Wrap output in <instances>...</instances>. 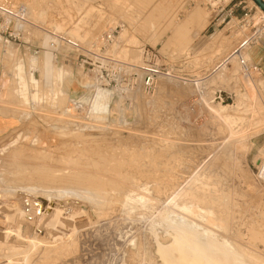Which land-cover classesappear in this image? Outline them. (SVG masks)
<instances>
[{"label":"rangeland","instance_id":"374dc122","mask_svg":"<svg viewBox=\"0 0 264 264\" xmlns=\"http://www.w3.org/2000/svg\"><path fill=\"white\" fill-rule=\"evenodd\" d=\"M17 1L16 10L29 6L23 17L36 26L25 22L24 32H18L11 17L10 31L26 41L30 28L39 48L32 56L11 38L5 46L8 37L0 31V109L21 118L16 129L0 137V264H234L230 246L264 264V178L255 170L264 153V78L253 72L256 87L246 86L239 59L229 58L251 32L235 30L237 19L228 24L225 14L212 13L206 0ZM247 3L254 23L261 25L258 5ZM195 8L202 11L201 27L187 24ZM242 14L238 8L236 15ZM8 20L0 9V24ZM203 43L207 46H198ZM250 45L243 50L249 61ZM193 56L195 66L205 69L197 79L212 73L196 84L188 70L175 69L177 60ZM39 62L45 71H68L71 81L63 73L58 81L53 77L52 85L49 80L48 88ZM98 88L109 91L106 115L91 111ZM82 163L101 177L103 187L96 192L102 199L107 193L105 203L100 196L98 203L93 198L96 205L72 193L82 186ZM197 177L204 181L203 191L197 185L200 194L212 205L218 202L215 207L191 197ZM115 184L126 191L113 189ZM27 193H51L58 203L79 198L86 208L64 206L46 226L51 230L43 226L46 233L38 232L37 242L28 245L26 239L21 243L27 249H15L13 244L24 238L20 210ZM182 201L192 204L191 219L213 231L203 239L214 245L198 242L205 259L174 239L168 209ZM206 210L213 212L212 221ZM195 230L201 233L202 225Z\"/></svg>","mask_w":264,"mask_h":264},{"label":"bare ground","instance_id":"6f19581e","mask_svg":"<svg viewBox=\"0 0 264 264\" xmlns=\"http://www.w3.org/2000/svg\"><path fill=\"white\" fill-rule=\"evenodd\" d=\"M264 1V0H263ZM18 1L17 0H4L3 1V4L0 6V8L1 9H3V10H5V11H12V10H14V8L16 7V6H19V5H16L15 6V4H18L17 3ZM28 2V1H27ZM1 3H2V1H1ZM25 3V2H24ZM21 5V4H20ZM27 5H29V4H27ZM23 7H25L26 9H27V7H29V6H24V5H22ZM258 8V10L262 13V17H264V11L258 6L257 7ZM30 9V8H29ZM28 9V10H29ZM262 10V11H261ZM199 11H201V10H199L198 8H195V9H193L191 12H190V14L189 15H187V24H190V25H192V26H200L201 24H202V22H203V18L201 17L200 18V16H199ZM3 12V11H2ZM202 12V11H201ZM200 12V13H201ZM4 13V12H3ZM260 16V15H259ZM206 18V17H205ZM186 20H184L185 22H186ZM206 20V19H205ZM170 24H174V22H172V23H170ZM176 24V23H175ZM181 24H184V22L182 23L181 22ZM186 23L184 24L185 26L187 25ZM184 25H181V26H179L180 27V29L182 30V28L184 27ZM189 25V26H190ZM176 26V25H175ZM174 26V27H175ZM177 26V27H178ZM188 26V25H187ZM201 27V26H200ZM184 29V28H183ZM187 29V28H186ZM201 29V28H200ZM174 30H176V27H175V29ZM173 30V31H174ZM188 30H190V29H188ZM187 30V31H188ZM177 31V30H176ZM180 30H178L177 32L178 33H180L179 32ZM173 33H176V32H173ZM178 33H176V34H178ZM187 33V32H186ZM42 34V33H41ZM184 33L182 32V35H183ZM181 35V34H180ZM184 35H186V34H184ZM183 35V36H184ZM182 36V37H183ZM181 37V38H182ZM47 38V37H46ZM178 38V37H177ZM157 41V40H156ZM247 56H248V54H246ZM245 55V56H246ZM246 56V57H247ZM230 59L231 60H235L236 59V57H230ZM36 58H33V63H35L36 62ZM239 62H240V60H239ZM38 63V62H37ZM39 63H41V62H39ZM42 64V63H41ZM40 65V64H39ZM46 66V65H45ZM45 66L42 64V69H41V67L39 66V69L40 70H42L41 72L46 76V79H47V84L48 83H50L49 82V80L51 81L52 79H53V77H56L55 79H57V81L59 80L58 79V77L60 78V76L63 74V73H66L69 77H70V81H71V74L68 72V71H66V70H64V69H61V68H56V70L55 71H52V70H46L45 71ZM37 67H35L34 69H36ZM34 71V70H33ZM45 71V72H44ZM22 68H19V74H20V76H21V82H23V85L25 84V82L23 81L24 80V78L22 77ZM3 79V78H2ZM34 80H35V78H33ZM244 80H245V82L247 83V85L246 86H248V83L250 82L251 83V85H253L254 87H256V85H255V83H254V80H253V77L251 76V74L250 75H248V74H244ZM69 81V82H70ZM5 82V81H4ZM35 82L37 83V81L35 80ZM52 82L53 81H51V85H52ZM60 82H61V84H63V79H62V81H61V79H60ZM244 82V83H245ZM6 83V82H5ZM58 84V83H57ZM50 84H48V88H50V86H49ZM37 86V85H36ZM44 87V86H43ZM46 88V87H45ZM45 88H43L44 90H43V93H44V91L46 90V92H47V89H45ZM52 88V87H51ZM45 92V93H46ZM108 90H105V89H101V88H98V90H97V92H96V94H95V99L93 100L94 102H93V104H92V106L93 107H91V111L93 112V113H95V114H99V115H102V114H107L108 113V105H107V97H108ZM44 93V94H45ZM35 96V95H34ZM210 98V97H209ZM212 102V101H211ZM70 110H71V108H70ZM67 111H69V108H66V110L64 111V112H67ZM70 112V111H69ZM63 117H65L64 119L66 120V118H72V117H66V116H63ZM230 119H233L234 117H232L231 115H230ZM67 120H69V119H67ZM71 122L73 121V120H70ZM70 121H66V124H71V122ZM224 122V121H223ZM229 122V121H228ZM65 124V123H64ZM224 124V123H223ZM233 124V123H232ZM229 127V126H228ZM231 129V128H230ZM17 155H15V157H16ZM84 157V156H83ZM85 158V157H84ZM18 160V159H17ZM85 160H87V159H85ZM106 160V159H105ZM258 161H259V159H258ZM78 162V161H77ZM94 162V161H93ZM105 162H107V161H105ZM25 163V162H24ZM22 165H23V163H21ZM80 164V163H79ZM93 164H95V163H93ZM92 164V165H93ZM30 165V164H29ZM91 165V166H92ZM82 166H83V168H82V172H81V174H80V176H81V182H82V186L78 189V191L75 189H72V193L73 194H75L76 196H78V197H80V195L82 194V195H84L85 196V198L86 197H88L90 200H92L93 198L94 199H96L97 200V203L99 202V196L101 197V195H98L97 194V192H96V190H98L99 191V189L101 188V187H103V181L100 179V178H98V176H96L95 177V175L92 173V171L91 172H87L88 170H86V169H84V168H90V166L88 165H84L83 163H82ZM81 166V167H82ZM96 167L98 166V164H96L95 165ZM93 167H94V165H93ZM92 168V167H91ZM92 170H93V168H92ZM199 170V169H198ZM204 170V169H203ZM200 173V172H199ZM211 173V172H210ZM195 174V173H194ZM128 175V174H127ZM193 175V174H192ZM197 175V174H196ZM201 175V174H200ZM105 176V175H104ZM198 176V175H197ZM211 176V175H210ZM109 177V176H108ZM107 176H106V178H108ZM124 177V176H123ZM129 177V176H128ZM183 178L184 177H186V176H182ZM199 177V176H198ZM194 178L193 179V182H194V186H193V188L195 187L196 189L194 190V191H192L193 189L189 186V184L188 183H186L187 185H188V187H190L191 188V197H193L194 198V200L196 199V198H198L200 201H203L204 203L205 202H208V200H209V198L208 197H206V195L205 194H200V188H199V186H197L198 184L199 185H202V187H201V189L203 188V183L202 182H204V181H200L201 179L200 178ZM133 178H135V177H133ZM166 178V177H165ZM193 178V177H192ZM211 178V177H210ZM186 178H184V180H185ZM110 180V179H109ZM113 180V179H112ZM126 181H127V179H125ZM165 180V179H164ZM106 181H107V179H106ZM113 181H116V180H113ZM186 181H188V180H186ZM190 181V180H189ZM110 182V181H109ZM117 182H119V180H117ZM183 182H185V181H183ZM192 182V181H191ZM191 182H190V185H191ZM112 183V182H111ZM116 183V182H115ZM120 183H123L122 181L120 182ZM131 183H133V182H131ZM168 183V182H167ZM181 183H182V181H181ZM109 184V183H108ZM157 184V183H156ZM113 185H114V183H113ZM116 185V184H115ZM165 185H167V184H165ZM182 185V184H181ZM207 185V184H206ZM205 185V186H206ZM30 186V185H29ZM33 186V185H32ZM41 186V185H40ZM104 186H106L105 185V182H104ZM109 186H110V184H109ZM130 186V185H129ZM129 186H127V187H129ZM159 186V185H158ZM184 186V185H183ZM192 186V185H191ZM34 187V186H33ZM42 187V186H41ZM113 187V186H112ZM118 186L116 185V187H113V189H115V188H117ZM164 187V186H163ZM167 187H168V185H167ZM178 187V186H177ZM179 187H180V185H179ZM184 187H186V186H184ZM47 188V187H46ZM46 188H45V190H46ZM110 188H111V186H110ZM110 188H108V187H106V189H110ZM122 188V187H121ZM120 188V189H121ZM173 188H175V187H173ZM180 188H182V187H180ZM204 188H206V187H204ZM207 188H209V187H207ZM19 189V188H18ZM28 189V188H27ZM30 189V188H29ZM62 189V188H61ZM60 189V190H61ZM105 189V188H104ZM104 189H102V190H104ZM112 189V188H111ZM119 189V187H118V190H120ZM176 189H179V188H176ZM183 189V188H182ZM185 189V188H184ZM21 190L23 191V194L25 195L26 193H24L25 191L24 190H26L25 189V187L23 188H21ZM32 190H34V189H32ZM40 190V189H39ZM44 190V191H45ZM118 190H117V192H118ZM121 190H123V189H121ZM173 190V189H172ZM175 190V189H174ZM181 190V189H180ZM187 190H188V188H187ZM190 190V189H189ZM189 190H188V192H189ZM41 191L43 192V189H41ZM52 191V190H51ZM58 191V190H57ZM101 191V190H100ZM106 191V190H105ZM109 191V190H108ZM107 191V192H108ZM123 191H126L125 189L123 190ZM156 191V190H155ZM181 191H183V190H181ZM201 191H203V189L201 190ZM26 192H28V191H26ZM47 192V191H46ZM45 192V193H46ZM61 192H64L65 193V189H64V191H61ZM163 192V191H162ZM172 192V191H171ZM170 192V193H171ZM174 192V191H173ZM179 192V191H178ZM204 192H205V190H204ZM29 193H31L30 191H29ZM48 193V192H47ZM98 193H100V192H98ZM175 193V192H174ZM180 193V192H179ZM185 193V192H184ZM173 194V193H172ZM190 194V193H189ZM189 194H187V195H189ZM42 195H44V194H41L40 193V196H38V197H40L41 198V196ZM50 195H51V193H50ZM50 195H48L47 197H46V195H45V197H43L42 199H40V198H38V197H34V196H31V194L29 195L28 193H27V197H26V199H25V201H26V205H24V206H21V212L23 213V231H24V233H23V239H20L19 241H18V244L19 245H14L13 244V247L16 249L17 247H19L18 249H24V248H26V246L27 245H24V246H22V243L21 242H24L25 243V241H26V239L28 240L27 241V244L28 245H30V244H32L33 242H35L36 240H39V237H37L36 236V234L39 236V234H38V232H41V233H44V232H42V227L43 226H48L49 224H51V222H52V220L54 219V217L56 218L57 217V213H58V215H59V212L61 213V211L64 209V206H66V205H68V204H71V207H76V206H80L82 209L84 208H86V206L85 205H83L84 203L81 201V199H79V198H75L74 197V199L72 198V200L70 199V197H69V200H71V202L69 203V201H67V202H65V201H60L59 203L58 202H55V197H53V196H50ZM64 195V194H63ZM106 195H107V193H106ZM106 195L105 196H103V199H102V197H101V199H102V201H104V203H105V200H106V198H105V200H104V197H106ZM113 195V194H112ZM111 195V196H112ZM122 195V194H121ZM170 195V194H169ZM183 195V194H182ZM186 195V194H185ZM110 196V195H109ZM173 196H174V194H173ZM211 196H212V194H211ZM226 196V195H225ZM114 197L115 198H117L115 195H114ZM121 197V196H120ZM136 197V196H135ZM171 197V196H170ZM169 197V198H170ZM176 197V199H178V196H174V198ZM179 197H182L181 196V193H180V196ZM184 197V196H183ZM46 198H48L49 200H47ZM52 198V200H50ZM82 198V197H81ZM107 198H108V195H107ZM172 198V197H171ZM187 198V197H186ZM190 198V197H189ZM58 199V198H57ZM61 199V198H60ZM68 198H66V200H67ZM93 199V200H94ZM118 199H120V200H122L123 199V197H121V198H119L118 197ZM117 199V200H118ZM167 199H168V196H167ZM65 200V199H64ZM83 200V199H82ZM92 200V201H93ZM96 200H94V203L96 204ZM113 200V199H112ZM114 200H116V199H114ZM175 200V199H174ZM180 199H178L177 201H179ZM184 200H186V199H184ZM190 200V199H189ZM191 200H193V199H191ZM193 200V201H194ZM198 200V201H199ZM212 200V199H211ZM210 200V201H211ZM217 200V199H216ZM222 200H223V198H222ZM4 201V200H3ZM56 201H58V200H56ZM84 201H86L85 199H84ZM89 201V200H88ZM101 201V202H102ZM187 201V200H186ZM197 201V202H198ZM213 201V200H212ZM215 201V200H214ZM213 201V202H214ZM87 202V201H86ZM90 202V201H89ZM101 202H100V204H101ZM166 202V201H165ZM168 202V201H167ZM166 202V203H167ZM197 202L195 203L196 205H198L199 204V202H198V204H197ZM212 202V203H213ZM191 203V202H190ZM211 203V202H210ZM209 202H208V204H210ZM216 203H218V202H216ZM215 203V204H216ZM90 204V203H89ZM95 204H94V207L93 208H96L95 207ZM103 204V203H102ZM165 204V203H164ZM215 204L214 205H212V204H210V205H212L213 207H215ZM92 205V204H91ZM96 205H98V204H96ZM104 205V204H103ZM116 205V204H115ZM192 204H190V205H187L186 203H184V201H182V203H180V204H178L177 203V207H172V208H170V209H168L169 210V215L170 216H168V218H169V220H170V222H171V227H175L176 228V231H175V241L176 242H182V243H184L185 245H187V246H189L192 250H194V251H197L199 254H201V256L205 259V258H207V256L205 255V254H203L202 252H201V249H200V247H198V242H200V241H203V243L205 244V245H208V246H211V245H214L213 243H211L210 241H207V240H205V239H203L204 238V235L207 233V232H209L210 231V233H213V231L211 230V228H210V225L209 224H198V222L197 221H195V219H191L189 216H193V215H195V212L192 210V206H191ZM200 205H202L201 203H200ZM203 205H205L206 206V203L205 204H203ZM218 206H219V204H217ZM53 206V207H52ZM69 206V205H68ZM93 206V205H92ZM112 206V205H111ZM110 206V207H111ZM117 206V205H116ZM122 206H123V204H122ZM166 206V205H165ZM164 206V207H165ZM168 206V205H167ZM167 206L165 207V208H167ZM194 206V205H193ZM207 206H209V205H207ZM212 206L210 207V208H212ZM217 206V207H218ZM73 207V208H74ZM79 207V208H80ZM100 208H102V205L101 206H99ZM104 207V206H103ZM106 207V206H105ZM220 207V206H219ZM226 207V206H225ZM118 208V207H117ZM208 208V207H207ZM66 209V208H65ZM64 209V210H65ZM212 209H214V208H212ZM211 209V210H212ZM220 209V208H219ZM94 210H96V209H94ZM102 210H103V208H102ZM106 210V209H105ZM109 210H110V208H109ZM211 210H206V211H208V215H209V221H212L213 220V212L211 211ZM215 210H218V209H215ZM226 210V209H225ZM83 211V210H82ZM84 211H86V210H84ZM83 211V212H84ZM88 212H90V210L88 209ZM96 212H97V210H96ZM55 213V214H54ZM106 213V212H105ZM120 213V212H119ZM219 213V212H218ZM218 213H215L214 215H216V214H218ZM101 214V213H100ZM219 215V214H218ZM217 215V216H218ZM158 216V215H157ZM204 216V215H203ZM216 216V217H217ZM221 216V215H220ZM101 217V216H100ZM217 218H219V217H217ZM222 217H220V219H221ZM54 220H56V219H54ZM53 220V221H54ZM221 220H223V219H221ZM227 220V219H226ZM157 221V220H156ZM54 224V223H53ZM200 225H202V231H200L201 233H198L196 230H195V228H197V226H200ZM46 228H49V227H46ZM54 228V227H53ZM50 229V228H49ZM56 229V228H55ZM44 230V229H43ZM51 230V229H50ZM48 231V230H47ZM55 231V230H54ZM51 232V231H50ZM46 233V232H45ZM57 233V232H56ZM42 235H44V234H42ZM170 236V235H169ZM44 237V236H43ZM149 237V236H148ZM171 237V236H170ZM22 238V237H21ZM40 238H42V237H40ZM172 238V237H171ZM170 238V239H171ZM229 238V237H228ZM25 239V240H24ZM141 239V238H140ZM203 239V240H202ZM14 240V239H13ZM17 239H15V241H16ZM139 240V239H138ZM166 240V239H165ZM41 241V240H40ZM49 241V240H48ZM47 241V242H48ZM37 242V241H36ZM39 242V241H38ZM163 242V241H162ZM149 243V242H148ZM161 243V242H160ZM43 244V243H42ZM227 242H224L223 243V246H227ZM12 245V244H11ZM50 246V245H49ZM12 247V248H13ZM148 247V246H147ZM236 247V246H235ZM11 248V247H10ZM7 249V248H6ZM20 249V250H21ZM27 249V248H26ZM242 249V248H241ZM25 250V249H24ZM159 250V249H158ZM244 250V249H243ZM238 251V250H237ZM228 253H232L233 255H234V264H246V263H251V264H261V263H257L258 261H253L251 258H250V256L248 255V254H246V253H243V254H238V253H236L235 251H234V249H233V247H231L230 246V248H229V250L227 251ZM143 254V253H142ZM178 254V253H177ZM254 255V254H253ZM149 256V255H148ZM255 257H257V256H255ZM259 258V257H258ZM152 260V259H151ZM256 260H257V258H256ZM162 261V260H161ZM264 261V260H263ZM154 264V263H153Z\"/></svg>","mask_w":264,"mask_h":264},{"label":"built area","instance_id":"2783aa9c","mask_svg":"<svg viewBox=\"0 0 264 264\" xmlns=\"http://www.w3.org/2000/svg\"><path fill=\"white\" fill-rule=\"evenodd\" d=\"M206 3L210 7L212 13L216 15L225 14V19L228 18L229 20L228 24L234 18H236L238 22V26H236L235 30H238L240 32H243L244 30H248L249 32H251L250 35L245 40H243L229 54V58L237 57L240 60V66H241L242 73H246L248 75L251 74L252 76L253 72H259V67L257 64H255L252 61L246 60L243 57V50L246 45L250 43L252 44L253 42H257L261 40L262 38H264V22L261 25L254 23V16L251 13L252 8L248 6L245 0H206ZM254 4L255 6L257 5L255 2ZM16 8L17 7H15L14 10L12 11H5L0 8L3 12H6V15L9 18L8 22L10 21L11 17H14V19L17 21L16 24L18 25V27L16 31L24 32V29H22V27L25 25V22L36 26L33 22H29L28 19L23 17L27 13V9L25 7L20 6L17 10ZM238 8H240L243 11L242 15H236V10ZM9 25H10V22L8 23V25L0 24L1 34L8 37L7 39H5L4 45L7 46V43L8 41H10L9 39L11 38L12 40L17 41L15 45H17L21 50L25 51L26 53L32 56L38 54L39 47L36 44L35 37H33L31 34L30 28L27 30V35H26L28 36V39H26V41H23L21 40V37L19 36L21 35L20 33L16 35L10 31ZM231 28H234L233 25L231 26ZM42 29H45V28H42ZM45 31L49 32L51 36L54 35L55 37H57V39L59 38V41L64 40L69 45L78 46V44H76L74 41L69 43L67 42V39L60 37L59 35L52 32L51 30L45 29ZM147 83H149V80L147 81ZM255 170L259 178H264V153H263V156L260 157L259 161L256 163Z\"/></svg>","mask_w":264,"mask_h":264},{"label":"crops","instance_id":"0c3cea01","mask_svg":"<svg viewBox=\"0 0 264 264\" xmlns=\"http://www.w3.org/2000/svg\"><path fill=\"white\" fill-rule=\"evenodd\" d=\"M247 3V0H245ZM248 4V3H247ZM206 31V29H205ZM207 32V31H206ZM199 47L207 46L206 44H200ZM249 54L251 56V61L258 65L259 75L264 78V38L257 42H253L249 48ZM195 56L188 59H179L175 63L176 70H188L187 76L189 80L200 81L202 79L208 78L212 73L203 72L204 78L197 79V73L201 70L200 67L195 66ZM21 124L20 116H17L13 113H9L7 109H0V137L6 136L16 129Z\"/></svg>","mask_w":264,"mask_h":264},{"label":"water","instance_id":"95a60500","mask_svg":"<svg viewBox=\"0 0 264 264\" xmlns=\"http://www.w3.org/2000/svg\"><path fill=\"white\" fill-rule=\"evenodd\" d=\"M263 11H264V1L263 0H253Z\"/></svg>","mask_w":264,"mask_h":264}]
</instances>
